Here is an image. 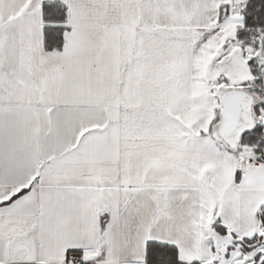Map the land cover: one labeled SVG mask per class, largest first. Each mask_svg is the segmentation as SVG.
Instances as JSON below:
<instances>
[{"label":"snow or ice","instance_id":"6c2138e0","mask_svg":"<svg viewBox=\"0 0 264 264\" xmlns=\"http://www.w3.org/2000/svg\"><path fill=\"white\" fill-rule=\"evenodd\" d=\"M0 264H264V0H0Z\"/></svg>","mask_w":264,"mask_h":264}]
</instances>
